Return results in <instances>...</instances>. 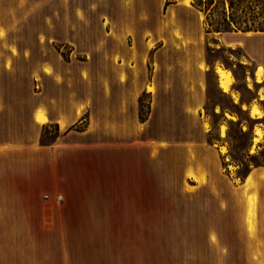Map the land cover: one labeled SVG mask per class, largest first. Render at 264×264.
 Returning a JSON list of instances; mask_svg holds the SVG:
<instances>
[{"label":"crops","instance_id":"0c3cea01","mask_svg":"<svg viewBox=\"0 0 264 264\" xmlns=\"http://www.w3.org/2000/svg\"><path fill=\"white\" fill-rule=\"evenodd\" d=\"M163 2V13L154 21L150 0H132L122 21L135 42H84L83 70H75L73 60L60 55L57 42H14L16 52L9 42H0V264H74L75 239L88 238L85 227L134 222L138 192H146L147 198L150 189L148 183L138 182L139 160H150V144L202 146L207 141L201 129L189 139L181 134L174 139L166 128L189 125L184 118L168 116L171 110L200 121L208 73L214 75L215 87L250 119L264 118L251 114L252 105L264 110V71L260 79L256 76L264 58L250 49L251 42H264V30H226L213 36L220 39L219 47L244 49V58H237L236 64L248 66L245 76L255 86L246 98L233 89L236 80L230 67L206 57L202 15L192 0ZM150 36L153 45L147 44ZM114 53L126 64L111 70L106 58ZM219 65L230 73L228 91L220 86ZM142 92L152 98L145 119L138 111ZM160 109L163 116L156 117ZM218 113L234 121L224 107ZM154 121L164 128L163 139L150 140ZM49 124L55 133L44 141ZM215 144L210 146L222 155ZM196 158L194 170L208 177L211 170L205 160ZM258 171L250 169L245 180ZM260 216L263 220L262 207Z\"/></svg>","mask_w":264,"mask_h":264},{"label":"rangeland","instance_id":"374dc122","mask_svg":"<svg viewBox=\"0 0 264 264\" xmlns=\"http://www.w3.org/2000/svg\"><path fill=\"white\" fill-rule=\"evenodd\" d=\"M207 1L197 4L192 0L202 15L208 45L206 57L216 58L230 67L236 80L233 89L248 98L255 88L252 79L245 76L248 66L236 64L237 58H244V49L219 47L220 39L213 37L226 31L216 30L214 25L223 22V6L229 17V2L212 0L205 10ZM131 2L0 0V42H9L13 52L17 51L14 42H57L60 55L72 59L75 70H83L84 42H135L132 31L123 29L122 21V12ZM215 4L218 7L208 16ZM163 8V0H150V16L154 21L162 15ZM235 13L243 24L252 23L251 29L242 30V26L231 22L230 30L251 34L264 28V0H242ZM152 29L153 25L150 31ZM147 44H154L152 36ZM214 46L216 48L210 50ZM250 49L264 58V42H251ZM106 59L111 70H115L114 65L126 64L119 53ZM6 65H11L9 58ZM151 71L150 57V74ZM263 71L264 66L259 64L256 73L262 77ZM124 76L121 69V77ZM208 83V97L200 121L186 112L171 110L168 116L184 118L189 125L166 128L174 139H179L180 134L189 139L190 134L201 129L207 133V141L202 146L150 144V160H139L138 182L148 183L150 189L147 198L146 192H138V215L134 217L137 219L91 223L85 227L88 238L75 239L74 264H264V219L260 216L261 207L264 211V118L250 119L245 110L215 87L212 73H208ZM151 88H154L153 83ZM151 99L149 93L139 94L140 119L148 115ZM221 107L234 114V121L220 116ZM260 111L263 115L264 110L260 108ZM163 113L162 109L158 110L156 117H162ZM163 129L155 121L150 122V140L163 139L160 138ZM54 133L55 126L46 125L43 140H50ZM212 142L218 145L222 155L218 156L210 146ZM196 155H200L211 170L208 177L204 171L194 170ZM254 167H259L256 177L245 180Z\"/></svg>","mask_w":264,"mask_h":264},{"label":"trees","instance_id":"16d2710c","mask_svg":"<svg viewBox=\"0 0 264 264\" xmlns=\"http://www.w3.org/2000/svg\"><path fill=\"white\" fill-rule=\"evenodd\" d=\"M200 1L201 0H196L197 4H199ZM210 1H212V0L207 1V5L205 7V10L208 9V7H209L208 3ZM241 1L242 0H228V2H229L228 7L230 9L229 17L227 18V16L225 15V13H224L225 7L223 6V17H222L223 22H219L218 24L214 25L216 30H230L231 22H234L237 27L242 26V30L251 29L250 25H252V23L250 24V23L245 21V23L243 24V22L240 20V17L238 15H236V13H235V10L240 7ZM248 1L251 2L252 0H248ZM217 7H218L217 4L212 6L210 8V11H208L207 15L209 16V14H211V12H213V8H217ZM253 16H255V13H253ZM209 24H211V21H209ZM260 29L264 30V28H260Z\"/></svg>","mask_w":264,"mask_h":264},{"label":"bare ground","instance_id":"6f19581e","mask_svg":"<svg viewBox=\"0 0 264 264\" xmlns=\"http://www.w3.org/2000/svg\"><path fill=\"white\" fill-rule=\"evenodd\" d=\"M185 3H187V1H185ZM217 72H219V83H220V86L222 87V89L224 91H228L229 90V85H230V73L220 67L217 68ZM261 74V72H260ZM257 78L260 79L261 78V75H259L257 73ZM251 114H257V115H261V111L260 109L256 106V105H252V108H251ZM38 120H42V116L39 117L38 115ZM254 210V209H253Z\"/></svg>","mask_w":264,"mask_h":264},{"label":"built area","instance_id":"2783aa9c","mask_svg":"<svg viewBox=\"0 0 264 264\" xmlns=\"http://www.w3.org/2000/svg\"><path fill=\"white\" fill-rule=\"evenodd\" d=\"M57 197L60 198V195H58Z\"/></svg>","mask_w":264,"mask_h":264}]
</instances>
